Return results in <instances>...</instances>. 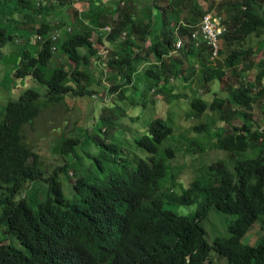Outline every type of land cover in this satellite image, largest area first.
<instances>
[{"label":"trees","instance_id":"obj_1","mask_svg":"<svg viewBox=\"0 0 264 264\" xmlns=\"http://www.w3.org/2000/svg\"><path fill=\"white\" fill-rule=\"evenodd\" d=\"M200 1L0 0V64L10 62L13 67L8 85L29 79L44 88L43 94L26 89L1 108L0 264H221L224 259L228 264H264V237L254 245L242 242L255 224L264 231V123L252 118L253 106L264 101V58L254 61L264 50V0L219 3L217 16L209 20L220 21L216 43L202 32L208 13ZM77 2L87 3V9H74L70 32L64 19L55 27L49 24L56 12L63 16ZM93 33L115 49L105 62L113 73L108 81L114 82L108 92L121 94L109 102V117L99 119L90 138L60 139L55 152L62 163L49 173L26 143L23 129L43 107L68 95L99 100L81 85L90 81V68L99 70ZM62 56L69 64H55ZM255 68L260 85L256 93L247 82ZM197 71L200 80L211 85L205 93L190 91L199 79ZM231 76L237 77L233 84ZM144 84L139 103L155 112L160 105L148 99L151 92L169 105L178 99L186 102L182 109L195 120L194 136L208 135L215 150L234 159L232 169L224 160H215L197 168L199 175L189 167L186 182L161 185L168 178L176 182L183 170L174 171L172 163L184 161L186 153L174 144L179 124L169 116L153 118L145 133L135 137L147 155L136 161L128 179L117 175L98 185L81 177L73 188L83 201L72 202L59 174L71 180L72 172L75 177L86 157H93L94 147L113 150L108 136L103 140L99 133L122 127L125 114H118L120 106L127 98L131 107L137 105L133 92L140 95ZM131 86L133 92L127 88ZM260 107L264 117V102ZM81 145L86 147L82 155L77 149ZM38 181L45 191L32 205L21 190ZM166 204H196V212L181 214ZM211 210L237 217L229 236L213 243L203 226Z\"/></svg>","mask_w":264,"mask_h":264},{"label":"rangeland","instance_id":"obj_2","mask_svg":"<svg viewBox=\"0 0 264 264\" xmlns=\"http://www.w3.org/2000/svg\"><path fill=\"white\" fill-rule=\"evenodd\" d=\"M223 1L227 0H212L209 1V3L201 0L200 3L205 11H207L209 16H217L218 8L220 7L219 3ZM44 3L46 5L49 4L47 1H44ZM77 6H80V4ZM86 7L87 5L84 4L83 9H86ZM211 7L213 8L211 9ZM73 11V7L66 8L63 16L61 12L59 14L56 12L53 15V18L51 17L49 24L55 27L60 24L62 19H64L67 21L65 22V25L68 24V26L65 27L70 32L73 28L70 19V15L73 16ZM222 16L225 17V14L223 13ZM215 23H217L216 19ZM56 32L60 33V31ZM53 33L55 34V32ZM97 37L98 33H93L92 42L94 43V48L99 51L98 59L95 58L94 61L97 62L99 70L90 68L87 75V78L90 77V81L81 82V85H86L90 91L94 92V95H97L99 100L92 101L90 98H76L75 96L68 95L66 99L62 100L61 103L47 104L45 107H43L35 121L31 125L25 126L23 129L26 143L31 148V150H33L39 156L41 164L49 173H51L55 168L59 167L62 163V159L55 152L60 139L62 137H75L81 140L90 138V135L93 134V130L98 126L99 119L102 117H109L110 111L107 108V106L110 105L109 102L114 97H117L119 94H121L118 92L109 95L108 92V89L113 86L114 82L108 81V77L113 75V73L106 66L105 62L112 57L111 55L115 52V49L109 44H102L98 41ZM185 41L188 42L187 39ZM263 58L264 50L254 58V61L258 63ZM64 62L68 63V61H66V57L62 56L57 62H55V64L63 65ZM187 66L188 65L186 64L185 67ZM11 70H13V67L11 68L10 62H4L0 64V87L3 88L0 94V112L1 108L6 103L16 101L26 89H34L40 94H43L44 92V88L29 79L22 80L19 85L15 83L11 86L8 85V83L12 82V78H10L12 73ZM188 71L191 72V70ZM258 72L259 70L255 68L247 74V82L253 85L255 93L259 92L260 90V85L256 81ZM197 76H199V79L198 81H195L193 86H191L190 91L202 90L205 93L203 89L206 86L210 87L211 85H207L203 82V80H200L202 78L200 72L197 73ZM236 78L237 77L231 76V84L236 81ZM117 80H119L118 77ZM146 87L147 86L144 84L140 88V95L136 93V91L133 92L134 87L131 86L127 88L132 89V92L138 102V100L142 101L141 96L142 93L144 94ZM148 99L152 103L159 101L158 103L160 106L159 108H155V112L150 107L144 106L142 102H138L137 105L131 107L129 104L131 99L127 98V100L124 101V105L120 106V109L118 110V114H125L121 120L122 127L118 129L117 127H115V129L107 128V134H104L103 132L99 133L103 140H105V138L108 136L107 142H110L114 145L113 150L107 149L106 147H102L103 150H100V147H94L92 148L93 157H86L85 161L83 162L84 168L86 170L84 168L80 169L76 172L75 177L72 176L73 174L70 172L69 176L72 177L71 180L66 175L59 174L58 180H60L62 184L64 193L72 202L83 201V199L79 197L78 194H76L73 188V185L81 177L88 176L98 185L104 184L107 180L117 175H121L125 177L124 179H128V173L135 169L136 161L138 159H144L147 155L144 150L137 147L135 143V137L138 138L139 134L142 136L145 133L143 132L144 127L148 126L150 119L153 118H164L165 116H169L171 119L175 120V124H179L180 132H177L179 133V137L174 144H177L175 148L183 146V149L186 153L184 161L176 160L172 163L174 171L183 170V172H181V174L177 177L176 182L173 183L171 179L168 178V180H163L161 185L166 182V187H175V185L178 183L183 181L186 182L189 180L188 176L191 173L189 171L191 166H194V173L199 175L196 172L197 168L202 170L206 165H209L215 160H224L232 169V162L234 159L228 155H225L224 152L215 150L212 147L214 141L210 140L208 135H201L198 139L197 136H194L192 126L195 124V120L187 116V109L185 107L182 109V102H184L183 100H175L169 105L164 102L165 99H163L161 95L154 92H151L148 95ZM263 102L264 101L262 100L255 104L252 110V118L261 125L264 123V117L260 107ZM150 105L154 106V104ZM184 105H187V103L184 102ZM194 142H196V144ZM198 147H201V150L198 149ZM77 149L78 153L82 155V153L86 150V147L81 145ZM193 149H195L193 155L187 158V155H191ZM180 163L183 165H180ZM44 191V183L42 181H38L34 185L26 183L21 190V194L22 196H26L29 203L35 205L36 200L41 199L39 197L40 192L43 193ZM180 192L181 189L178 190V193ZM166 208L181 214H191L196 212V204H166ZM236 219L237 217L234 215L211 210L208 219L203 223L204 228L206 231H208V241L213 243L217 237H228L229 226ZM263 237L264 231L260 228L259 224H255L242 239V242L244 244L254 245L256 241L262 239ZM214 254L215 252L212 251L211 255ZM221 264H228V262L224 259Z\"/></svg>","mask_w":264,"mask_h":264},{"label":"built area","instance_id":"obj_3","mask_svg":"<svg viewBox=\"0 0 264 264\" xmlns=\"http://www.w3.org/2000/svg\"><path fill=\"white\" fill-rule=\"evenodd\" d=\"M211 17L212 16L208 15V16H206L204 18V26L202 28V32H203L204 36H207V37L210 38V42L216 43V37H217L218 34H220L222 32V29L219 26L220 25L219 19L215 18L217 23H215V19H214V22L210 23L209 20H210ZM105 30L107 32H109L110 31V27H106ZM183 42H184L183 40H179L178 43H177V47L178 48L181 47ZM214 46H215V48L217 50V45L214 44Z\"/></svg>","mask_w":264,"mask_h":264},{"label":"crops","instance_id":"obj_4","mask_svg":"<svg viewBox=\"0 0 264 264\" xmlns=\"http://www.w3.org/2000/svg\"><path fill=\"white\" fill-rule=\"evenodd\" d=\"M79 4H80V6H77V5H79ZM84 4L87 5V3H76L75 5H73V8L76 9V10H78V12L85 11V10L87 9V7H86V9H83ZM70 16H71L70 19L72 20V18H73V16H75V14L73 13V16H72V15H70ZM68 29H69V28H68Z\"/></svg>","mask_w":264,"mask_h":264},{"label":"clouds","instance_id":"obj_5","mask_svg":"<svg viewBox=\"0 0 264 264\" xmlns=\"http://www.w3.org/2000/svg\"><path fill=\"white\" fill-rule=\"evenodd\" d=\"M77 3H78V2H77ZM75 4H76V3H75ZM75 4H74V5H75ZM208 15H209V14H207V16H208ZM210 16H211V15H210ZM58 37H59V36H58L57 34H54V35H53V39H54V40L58 39ZM177 43H178V42H177Z\"/></svg>","mask_w":264,"mask_h":264}]
</instances>
